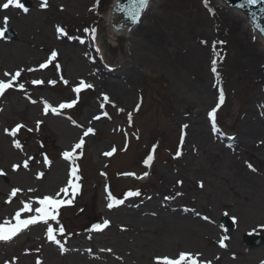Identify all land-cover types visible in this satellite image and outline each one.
Segmentation results:
<instances>
[{
	"label": "rangeland",
	"instance_id": "374dc122",
	"mask_svg": "<svg viewBox=\"0 0 264 264\" xmlns=\"http://www.w3.org/2000/svg\"><path fill=\"white\" fill-rule=\"evenodd\" d=\"M26 1L31 8L21 13L29 22L27 28L23 30L10 20L7 23L16 38L5 37L7 26L0 18V29H4V37L0 38V80L7 83L17 71L21 73L12 81L11 89L0 95V224L6 230L14 228L18 211L22 220L38 215L34 210L45 196L66 203L55 220L49 218L20 237L0 241V264H163V258L178 259L181 253L191 254L197 264H264V245L251 248L244 243L245 234L264 235V202L257 213L244 218L260 192L253 193L247 183L230 188L232 180L237 183L247 178L264 192V135L258 136L262 140L260 155L240 151L237 143L248 104L253 115L258 113L260 119L264 118V60H259L256 69L248 63L245 45L229 33L228 15L219 23L224 24L227 34L216 27L222 32L218 37L224 42V51L219 54L212 50L209 59V82L213 80L214 91L217 88L218 92L210 109L225 104L218 116L219 131L208 129L215 148L198 150V156L191 155L196 160L189 163L182 159V124L192 108L198 109L186 101L179 102L178 98L190 93L176 79L184 80L183 86L190 91L200 81L183 59L192 49L176 47V40L164 33L166 27L171 32L169 24L153 26L148 37L149 44L164 53L159 61L167 64L145 70L133 61L136 46L131 35L119 37L116 28L108 24L107 13L114 0H48L46 8L41 7L42 0H21L24 4ZM196 1L204 17L214 24L217 5L209 0V9L204 0ZM5 2L0 0V5ZM188 5L191 11H197L196 4ZM5 11L0 9V17ZM58 27L67 35L58 32ZM258 38L249 32L246 44L260 45ZM137 48L145 54L142 45ZM53 52L57 53L55 58ZM213 60L217 61L216 73L211 71ZM128 62L136 67L127 74L135 81L122 84L118 94L112 93L110 87L118 80L114 77L125 71ZM232 68L240 69L246 77L239 79ZM34 80L42 83L33 84ZM81 81L93 87L85 88ZM77 87L81 88L79 93L74 91ZM222 87L226 101L220 104ZM67 103L73 106L59 107ZM45 104L49 106L47 113ZM205 118L208 122L209 113ZM38 121L41 123L37 129ZM18 125L24 127L16 136L10 135ZM89 128L93 131L85 135ZM81 139L82 149H74ZM15 140L21 148L15 147ZM65 151L74 154V164L63 158ZM218 154L222 159L228 155L236 170L218 167ZM149 155L153 159L146 164ZM14 165L19 168L14 169ZM58 166L61 171L56 175ZM72 167L77 168L78 179L74 182L80 186L74 198L71 189L68 193L61 191L68 184ZM145 173L150 178L140 179L145 183L125 179L132 174L140 178ZM226 175L231 181L225 179ZM237 188H243L244 195ZM13 189H19L14 197ZM109 191L124 203L109 209ZM129 191H139L140 195L129 197ZM233 191L240 194L232 195ZM70 199L72 203L68 204ZM25 204H30L33 211L24 209ZM196 207L211 216L214 228L195 224L182 215L184 210ZM225 218L233 225H225ZM105 220L110 222L108 226L94 228ZM49 226L56 229L54 235L66 251L48 240ZM61 226L63 234L58 231Z\"/></svg>",
	"mask_w": 264,
	"mask_h": 264
},
{
	"label": "bare ground",
	"instance_id": "6f19581e",
	"mask_svg": "<svg viewBox=\"0 0 264 264\" xmlns=\"http://www.w3.org/2000/svg\"><path fill=\"white\" fill-rule=\"evenodd\" d=\"M71 1V0H68ZM74 1L78 0H72V3ZM94 1V0H93ZM117 0H114L113 4L111 5L108 13H107V20L109 21L112 11L114 9V6L116 4ZM219 1V3L217 2ZM212 0L213 4L215 3L217 6L215 8L217 9V14L215 15L214 24L212 22H209L206 17H204L203 11L201 8L198 7V2L196 0H149V4L147 8L145 9V12L143 15H140V23L137 25L133 31V34L131 35L130 39L133 43H135L136 46V52H133L132 54L135 55V58L133 61H138L140 65L147 70L148 67L154 68V65L158 66L161 65L162 60L164 58V53L162 51L158 50L157 47H152L151 44H149L148 37L150 32L152 31V27L155 28L161 24L166 26L167 24L170 25V31L169 32L166 29H163L164 33L172 39H175L176 47L185 45L187 48H190L192 50H189L186 55H184L185 62L187 65H190L194 68V70L197 72V76L199 78V85H194L192 91L187 89L185 81L182 79L177 78V84L181 86L182 88H186L187 92L190 94H187L186 96L178 98L179 102L182 101L188 104V106H195L198 110H194L192 108V114L185 115V122L182 124V135L183 140L181 142V149L183 153V161H187L189 163L194 162L196 160L195 157L191 156H198V150H207L208 148L213 147L215 148L214 144V136L208 129H212L205 118L206 115H208V112L210 111L211 106L214 104V102L217 100L218 92L217 88L214 91V86L212 85L213 80L210 81V56L211 51L213 50L214 53L222 54L224 51V47L221 45V43H218L220 41L218 35H220L224 30V24H219L222 22V18L227 16V23H229V33L231 37H233L237 42H239L241 45H245L244 52L247 54V57L249 58V64L253 67V69L258 68V62L259 60H264V48L262 50L261 44L264 46V39L263 37H259V34H256V31L251 28L252 26L243 25L244 21L238 11L227 9L222 6V4H226L224 0ZM222 1V3L220 2ZM188 3H194L197 5V11L190 10ZM28 8H31L28 6ZM220 13V16L218 15ZM9 15H13L14 20H12V17L8 18ZM7 17L8 20L11 22H14L17 27H21V29L25 30L28 25L27 18H22V13L20 9L16 8H10L5 11V13L0 17L1 20H4V18ZM193 21H189V19H193ZM143 19V20H142ZM215 24L217 26H215ZM213 27V29H212ZM216 27L218 30L222 31L219 32L216 30ZM114 29V27H113ZM252 29V30H251ZM215 34H214V33ZM249 32H253L254 35H257L259 37V43L260 45H257L255 47L249 46L246 44L247 35ZM224 33L227 34L224 30ZM164 36V35H163ZM194 36H196L194 38ZM194 38V39H193ZM192 40L194 42H192ZM198 42L199 45L195 46V42ZM215 44V47L213 48V45ZM137 45H142V52L140 53V49L137 48ZM185 47V48H186ZM218 49V51H216ZM146 51L149 52L148 55H146ZM184 52V51H183ZM218 57V56H217ZM128 66H126L125 71L118 73V80L111 85L110 90L112 93L118 94L120 91L119 89H123L122 84H133L135 81L134 77L127 76L130 71L135 70V66L133 64L130 67V63H127ZM167 64V63H162ZM127 69V70H126ZM232 73L237 74L239 79L245 78L243 71L237 70L235 68H232ZM256 74L262 76L261 72L256 71ZM110 78V77H109ZM247 80V79H246ZM247 84L249 85V81H247ZM224 90V88H223ZM256 90L254 89L253 92ZM225 92V91H224ZM216 94V96H215ZM125 96V95H123ZM124 98V97H123ZM211 104V106H210ZM205 108V109H203ZM203 109V110H202ZM202 110V111H201ZM246 115L242 119L240 123V130L242 131L240 134V138L237 141L239 144V150L242 152H245L246 154H254L258 152V154H261V151L259 152L258 148L260 147L261 141L258 136L264 135V126L262 123H264V118H259L258 113L256 115L254 114V110L248 104ZM174 114V112H173ZM248 114V115H247ZM177 116V115H176ZM189 116V117H188ZM175 117V116H174ZM259 119V120H257ZM255 120L256 122H253ZM210 124V123H209ZM187 125V127H184ZM213 130V129H212ZM219 150V149H217ZM213 151V150H212ZM264 151V150H263ZM220 152V150H219ZM105 154V153H104ZM225 159L221 158V155L218 154V157L221 158L220 162H218V167L221 168H231L233 167V171H235V163L230 159L228 155H225ZM61 166H58L56 168V171L58 172L56 175L59 174L61 171ZM217 174V172H214ZM55 175V176H56ZM139 174H134L133 176L137 178ZM169 179L170 176H167ZM138 179H145L149 180V174L143 175ZM225 179L227 181H231L230 178L225 176ZM236 181V179H234ZM146 181V182H147ZM232 180V185L230 188H236L235 185L241 186L244 183L249 184L250 189L253 193L260 192L257 196H255V199L252 200L251 205L247 209V214L244 215L245 217H250L251 214L258 212L259 206H262V202H264V192L256 187V182L253 180H249L247 178H240L238 179V182L236 183ZM164 182V181H163ZM145 183V182H143ZM164 188L168 189L169 187L167 185H163ZM240 189V188H237ZM242 194L244 195L243 188L240 189ZM240 192L233 191L232 195H239ZM246 202H249V196L245 195L244 197ZM202 209L196 208H190L183 211L182 215L186 217L188 221H191L195 224H201L204 227L207 228H214L216 225L212 221L211 216L203 214L201 211ZM146 211L143 210L142 213H145ZM207 217V219H205ZM190 223L187 222V225ZM29 225L24 228L22 227V230H29ZM235 229V228H234ZM21 230V231H22ZM195 230V229H192ZM238 230V229H237ZM236 230V231H237ZM19 231L17 234H20ZM212 232L214 230H211ZM19 236V235H18ZM17 237V236H16ZM228 242V241H227ZM223 247L229 248V245L225 242L223 244ZM261 247V246H260ZM234 256H236V252L233 253Z\"/></svg>",
	"mask_w": 264,
	"mask_h": 264
},
{
	"label": "snow or ice",
	"instance_id": "6c2138e0",
	"mask_svg": "<svg viewBox=\"0 0 264 264\" xmlns=\"http://www.w3.org/2000/svg\"><path fill=\"white\" fill-rule=\"evenodd\" d=\"M131 3L133 5V7L131 9H122V10H126L127 13H128L129 18L131 19V21L133 23H136L139 20L141 12L144 9L147 8V6L149 4V0H131ZM204 4H205L206 7H210L209 0H204ZM258 4H264V0H242V2L237 7L239 9H244V8H248V7H251V6H254V5H258ZM47 6H48V0H42L41 7L42 8H46ZM10 7H13V8H16V9H20L25 14L29 12V8L26 7L25 4L23 2H21V0H6L5 3L0 5V9H2V10H8ZM260 10L262 12H264V8H261ZM7 23H8V18L5 17L4 18L5 26H7ZM252 23H253V30L254 31L255 30H259L261 32V34H264V25H261L259 23V20L253 18ZM57 31L62 33V34H64V35H67V33L64 32L63 28L58 27ZM3 37H4V29H0V38H3ZM69 38L71 39V37H69ZM81 42H83V41H81ZM218 43H224V42L223 41H219ZM214 47H215V44L213 45V48ZM56 55H57L56 52L52 53V57L53 58H55ZM216 64H217V61L213 60L212 61V67H211V71L213 73L217 72ZM40 67H46V65H41ZM5 75H8V74L6 73ZM20 75H21V73L19 71H17L15 73V75L12 76V80L11 81L6 83V82L0 80V95H2L5 92L6 89L11 88L13 86L12 85V81L16 80V78L19 77ZM217 78H219V77H217ZM32 83L33 84H40V83H42V81L34 80V81H32ZM51 83L54 84L55 81H52ZM65 83H67V81H65ZM81 85L83 87H85V88H92L93 87V85H91V84H84L83 81H81ZM19 88L23 89L24 85L20 84ZM74 91L76 93H79L81 91V88L77 87V88L74 89ZM224 98L225 97H224L223 89L221 88L220 92H219V102H220V104H222L224 102ZM104 99L108 100V97L105 95ZM73 103L61 104L59 107L61 109L70 108V107L73 106ZM48 110H49V106L47 104H45L44 112L47 113ZM52 111H53V113H55L57 110L55 108H53ZM209 116H210L211 121H212L213 129L216 130V131H219V129L216 128V123H215V116H216V109L215 108L209 113ZM40 123L41 122H39V121L37 122V129L39 128ZM21 127H24V126L23 125H18L16 127V129L11 131L10 135L16 136L17 132L20 130ZM184 127H187V125H185ZM28 131H32V129H28ZM92 131L93 130L91 128H89L85 132V135H87L89 132H92ZM83 144H84V140L81 139L79 143L74 145V149H82ZM14 145L17 148H21L22 147L20 142H19V140H15L14 141ZM111 154L112 153H107V155H111ZM62 156H63V158L72 161L73 164H74L75 157H74V154L72 152L65 151V152L62 153ZM152 159H153V156L149 155L147 160L145 161V163L147 164ZM45 161H46V163L50 164V161H47V158H45ZM27 166H28V163H27V161H25L24 167H27ZM249 167H251V165H249ZM18 168H19V165H14V169H18ZM0 174H3L2 170H0ZM132 175H134V174H132ZM145 175H147V173H145ZM75 179H78V177H77V168L76 167H72V169L70 171V179L68 181V184H67V186L65 188H63L61 190L64 193H68L69 190L71 189L73 198L75 197V195H76V193H77V191H78V189L80 187L77 183L74 182ZM201 186H202V184H201ZM18 191H19V189H13L12 192H11V195L13 197L16 196ZM139 195H140L139 191H135V192L129 191L127 193V196H129V197L139 196ZM108 200H109V203H108L107 207L109 209H112L114 206L121 205V204L124 203L123 199H117V198L113 197L112 193L110 191L108 192ZM38 203H39L40 207H37L34 210L38 215H34V216H31L30 218L22 220L20 211H18L15 214V221L17 222L15 228H12L10 230H6L5 226L3 224H0V241H9V240H11L13 238V236H15L19 231L22 230V227L26 228L28 225L35 224L38 221H44L45 223H47L49 218L55 220L56 219V214L58 213L59 208L62 205H64L66 202L63 199H57V198H53V197H50V196H45L43 199H40L38 201ZM67 203L71 204L72 203L71 199L68 200ZM24 209H26L28 211H33V209L31 208L30 204H25L24 205ZM205 219H207V217ZM8 223H9L8 221L5 222V224H8ZM109 223H110L109 221L105 220L103 222V225L96 224V225H94V228L96 230H101L103 227L108 226ZM55 231H56V229L52 228L51 226H49L47 228V238H48V240L53 241L57 245H59L60 246V251H62V252L66 251V249L61 244V241L58 240L56 238V236L54 235ZM58 231H59V233L63 234L65 232V229L61 226V227H59ZM225 239H227V237H225ZM221 245L223 246V241H221ZM109 251H111V250L109 249ZM157 260L159 261V260H161V258H157ZM37 264H40V261H37ZM163 264H197V260L195 258H192L191 254L181 253L179 255L178 259H170V258H167V257L163 258Z\"/></svg>",
	"mask_w": 264,
	"mask_h": 264
},
{
	"label": "water",
	"instance_id": "95a60500",
	"mask_svg": "<svg viewBox=\"0 0 264 264\" xmlns=\"http://www.w3.org/2000/svg\"><path fill=\"white\" fill-rule=\"evenodd\" d=\"M229 2V4H231L232 6H238L242 0H227ZM223 7H228L229 9L238 11L244 21L245 24H248L250 26H252L251 22L248 20L249 18L246 17L245 12L243 10L237 9V8H230V6H228L227 4H222ZM133 7L131 0H117L116 4L114 6V9L112 11L111 17L109 19V22L113 25H115L114 27L118 28L119 31H125V30H130V28L133 25V22L131 21V19L128 16V13L126 10H122V9H131ZM264 8V4H258V5H254L248 8H244L248 14V16L251 18V20L253 21V18L259 20V23L261 25H264V12H262L260 9ZM119 10V14L118 13ZM108 22V24H110ZM250 22V23H249ZM112 26V25H111ZM136 26V25H135ZM135 27L132 28L131 32H120V36H127V35H132L133 31H134ZM10 29L8 28L7 30V36H9L10 34ZM264 35V34H263ZM259 37H262L261 35H259ZM226 224L229 225V221L225 220ZM245 241L248 245L255 247L258 246L260 244H262L264 242V237L263 236H251V235H247L245 237Z\"/></svg>",
	"mask_w": 264,
	"mask_h": 264
}]
</instances>
